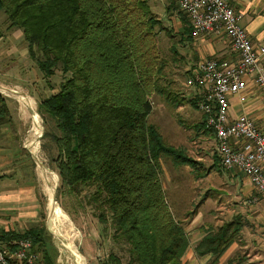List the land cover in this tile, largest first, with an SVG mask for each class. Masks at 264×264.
<instances>
[{
	"label": "trees",
	"instance_id": "16d2710c",
	"mask_svg": "<svg viewBox=\"0 0 264 264\" xmlns=\"http://www.w3.org/2000/svg\"><path fill=\"white\" fill-rule=\"evenodd\" d=\"M180 11L191 37L187 15ZM0 12L8 29H21L43 76L60 69L58 89L39 100L38 110L52 116L60 131L53 134L59 187L86 190L85 203L112 229L113 242L125 246V255L112 250L104 264H186L182 256L189 235L166 200L160 159L199 161L166 143L148 120L153 93L172 99L158 82L165 64L156 43L161 21L148 0H0ZM195 98L189 101L196 107ZM8 112L0 91V124ZM201 128L209 129L203 114L195 124ZM188 215L193 217L195 209ZM242 224L239 214H232L206 227L195 254L211 253L214 262ZM17 237L30 238L43 264H55L57 247L44 223L21 231L0 229V240Z\"/></svg>",
	"mask_w": 264,
	"mask_h": 264
},
{
	"label": "rangeland",
	"instance_id": "374dc122",
	"mask_svg": "<svg viewBox=\"0 0 264 264\" xmlns=\"http://www.w3.org/2000/svg\"><path fill=\"white\" fill-rule=\"evenodd\" d=\"M170 1L172 5L167 9ZM148 2L153 13L161 21L155 28L156 43L160 55L165 59V64L158 82L165 85L172 94V99L164 94L153 93L151 95L153 104L148 120L158 127L166 143L180 146L187 154L199 159V162L194 165L175 163L169 156H161L160 178L165 197L174 216L181 220L184 226L191 218L189 215L186 216L187 210L194 208L196 212L199 206L203 207V211L207 210L203 212L204 217L208 216L206 213H211L214 215L213 225L219 224L231 216L230 211L223 205L216 210L211 201L209 204H202V200L206 193V186L209 183H217L219 179L215 177L216 174L228 168L220 165L219 160L218 165L211 164L212 148L200 142L207 138V133L195 129V124L201 120L202 113L189 101L190 97H197L198 92L195 94V86L189 85L186 80L188 68L195 65V61L200 58L195 54V37L187 36V32L184 31L185 21L181 18L182 12L176 0H148ZM1 15L0 12V31L3 33L0 37V84L19 89L30 96L32 108L42 120L44 133L36 144V155L42 161L39 163L31 155L32 151L30 152V147L25 141L32 135L33 130L30 108L23 106L15 98L16 91H5L0 88L10 104L8 115L0 124V144L5 153L11 154L9 162H3L0 158V172L2 169L10 168L7 173L11 172L14 183L18 187H24L17 194L4 197L1 193L3 180L0 182V229L9 228L21 231L30 225L39 223H44L46 226L49 197L47 187L53 181L56 186L55 203L57 205V210H53L54 223L66 237L72 240V246L79 259L81 258L80 264H82L80 253L85 258V264H104L112 250L125 255L126 251L123 249L125 246L113 242L112 229L100 221L93 214L91 207L85 203L83 196L86 190L77 193L70 192L66 186L59 187V175L54 166L58 147L53 134L59 135L60 131L52 116L39 112L38 102L42 97L58 89L62 79L60 69L56 68L55 73L49 77L43 76L35 60L28 54L21 29H8L7 22ZM14 31L20 33L17 38L14 37ZM41 165H45L54 172L56 179H53L49 172L48 175L50 174L52 180H45ZM219 165L221 168L218 167ZM205 169L214 171L212 176L205 175L195 178L196 172ZM0 176H2L1 173ZM208 190L210 192V189ZM19 202H25L27 209L16 207L15 205ZM34 210H36L35 217ZM248 217L252 218V216ZM190 228L191 226H187L186 230L189 231ZM193 234L195 232L190 235ZM51 238L54 242L53 236ZM56 247L55 264H75L69 250L65 249L62 254L59 246L56 245ZM242 253L239 249L231 253L232 256L236 254L234 263H237L238 259L241 262L239 254ZM246 260L244 255L243 261ZM36 264H43L40 252H38Z\"/></svg>",
	"mask_w": 264,
	"mask_h": 264
},
{
	"label": "built area",
	"instance_id": "2783aa9c",
	"mask_svg": "<svg viewBox=\"0 0 264 264\" xmlns=\"http://www.w3.org/2000/svg\"><path fill=\"white\" fill-rule=\"evenodd\" d=\"M187 15L191 34L223 35L232 58L203 56L189 67L187 83L199 89L195 98L204 124L212 128L220 164L239 170L252 187L249 200L264 197V132L243 112L229 115V96L244 101L253 85L264 99V36L252 41L241 23L242 13L230 0H176ZM238 141L232 145L230 138ZM28 237L0 240V264H36L38 251ZM200 264H211L201 261Z\"/></svg>",
	"mask_w": 264,
	"mask_h": 264
},
{
	"label": "crops",
	"instance_id": "0c3cea01",
	"mask_svg": "<svg viewBox=\"0 0 264 264\" xmlns=\"http://www.w3.org/2000/svg\"><path fill=\"white\" fill-rule=\"evenodd\" d=\"M230 3L235 9L241 11V23L245 27L250 39L254 42L260 41L264 36V0H230ZM13 33L16 38L20 34L16 33V31ZM195 54L199 57L211 56L216 59L232 58L234 56V53L229 48L228 40L223 35L208 33L195 37ZM196 92H199L197 87H195V94ZM228 100L230 116H235L238 113L243 112L250 116L257 126L264 132V99L253 85L247 87L244 101H238L237 97L234 95H230ZM7 104L9 108L10 104L8 101ZM199 131L207 133V138L200 142L203 145L206 144L207 147L211 146L213 156V158L211 157V159H213L211 164H214V161H216L218 165L219 159L212 128H201ZM229 142L232 145H236L238 141H235V139L231 137ZM10 155L4 152L0 144V156H2L0 157L1 161H11ZM196 160L199 161V159ZM220 165L218 167L221 168ZM9 169L10 168H5L0 172L2 174V176H0V182L3 180L1 193L4 197L10 194H17L19 190L24 189V187H18V185L14 183L11 172L7 173ZM204 171L205 172H202L201 176H212L214 172L207 169ZM198 177H200L199 172H196L195 178ZM215 177L219 180L217 183H209L206 186V193L202 200V204H209L211 201L216 210L220 209V206L223 205L230 211V215L239 214L241 222L243 221L239 236L225 248L214 262H211V259L214 256L211 253H205L202 255L195 254V242L204 233V229L208 226L215 227L218 225H213L212 223L214 215L206 213L208 216L204 217L203 212L205 213L207 210L203 211V207L199 206L195 215L191 217L190 221L185 225V229L187 226H191V228L187 231L189 235V245L182 256V261L186 264H200L201 261L204 260L209 261L211 264H264V197H258L256 201L249 200L250 194L253 190L246 177L239 170L236 171L232 168H228V170H220ZM208 189H210V192ZM22 205L26 206L25 202H19L15 206L27 209V206L21 207ZM207 209L212 210L210 208ZM35 216L36 210H34V217ZM248 216H252V218L249 219ZM194 232L195 234L190 235ZM238 249L240 252H243L242 254H239L241 262L238 259L237 263H234L233 260H235L236 254L232 256L231 253L233 251L236 252ZM244 255L247 259L245 262L243 261Z\"/></svg>",
	"mask_w": 264,
	"mask_h": 264
},
{
	"label": "bare ground",
	"instance_id": "6f19581e",
	"mask_svg": "<svg viewBox=\"0 0 264 264\" xmlns=\"http://www.w3.org/2000/svg\"><path fill=\"white\" fill-rule=\"evenodd\" d=\"M1 89L3 90H8V89H5L3 87H0ZM8 91H12V90H8ZM15 92V91H13ZM16 97L18 99V101L23 105V106H27V107H30V106H33L32 104V100L30 98V96L28 94H25L24 92H21L19 89L18 91L16 92ZM14 95V96H15ZM20 107V105H19ZM22 108V107H20ZM27 110V109H26ZM25 116V114H24ZM31 118H32V135L30 137H28L25 141H27V145L28 147H30V151H32L34 154H36V144L37 142L39 141L38 140V136L39 134L42 132V123L40 120V115L35 111L31 112ZM41 131V132H40ZM29 152V151H28ZM39 154V153H38ZM39 164V163H38ZM41 168H42V171H43V174L44 175V178L45 180H48L50 181V179L52 180L51 176L48 175V173L50 172L51 175L53 176V179H56V175L54 172L50 171L45 165H41ZM46 181V182H48ZM55 184L53 183H50L48 190H49V197H48V219H47V223H48V226L49 228L52 230L53 234H55L57 237H59V248L62 252V254H64V250L66 249L69 250L72 258H73V261L75 264H80V260L81 258L79 259L78 257V254L75 250V248L72 246V240H70L68 237H66V235L61 232L60 229H58L59 227H57L55 225V221H54V212L53 210H57V205L55 203V200L53 199V192L55 190ZM80 256L82 257V264H85V258L84 256L80 253ZM72 261V262H73ZM71 262V263H72Z\"/></svg>",
	"mask_w": 264,
	"mask_h": 264
},
{
	"label": "water",
	"instance_id": "95a60500",
	"mask_svg": "<svg viewBox=\"0 0 264 264\" xmlns=\"http://www.w3.org/2000/svg\"><path fill=\"white\" fill-rule=\"evenodd\" d=\"M0 87H3V88L8 89V90L10 89V90L16 91V92L18 91L16 89L12 88V87L4 86V85H1V84H0ZM29 108H30V111L31 112H33V111L35 112V110L32 108V106H30ZM43 133H44V128H42V132L39 134L38 139L43 135ZM31 155L34 157L35 161H38L39 163L42 162L36 154H34V153L31 152ZM53 199L56 200V187H55V190L53 192ZM47 219H48V215H47ZM46 227L52 233V236H53V239H54V242L56 243V245L59 246L60 245L59 244V241H58L59 240V237H57L55 234H53V232L49 228L48 224L46 225Z\"/></svg>",
	"mask_w": 264,
	"mask_h": 264
}]
</instances>
